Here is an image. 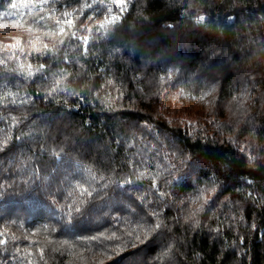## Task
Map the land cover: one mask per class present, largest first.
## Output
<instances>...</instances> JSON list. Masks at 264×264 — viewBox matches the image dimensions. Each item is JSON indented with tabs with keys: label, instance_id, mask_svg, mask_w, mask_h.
I'll use <instances>...</instances> for the list:
<instances>
[{
	"label": "trees",
	"instance_id": "obj_1",
	"mask_svg": "<svg viewBox=\"0 0 264 264\" xmlns=\"http://www.w3.org/2000/svg\"><path fill=\"white\" fill-rule=\"evenodd\" d=\"M0 240V264H264V0H0Z\"/></svg>",
	"mask_w": 264,
	"mask_h": 264
},
{
	"label": "snow or ice",
	"instance_id": "obj_2",
	"mask_svg": "<svg viewBox=\"0 0 264 264\" xmlns=\"http://www.w3.org/2000/svg\"><path fill=\"white\" fill-rule=\"evenodd\" d=\"M16 7H17L16 4H12V8H16ZM121 10H123V9L121 8ZM108 11L111 12L112 10L109 9ZM71 15H72V13H69V12H67V11H65V12L63 13V16H64V17H70ZM113 19H114V17H113ZM204 21H205V17L201 16V17H199V19H197V20L195 21V23H196V24H202ZM68 23L71 24V23H72L71 20H69ZM100 27H104V25L101 24ZM60 31L63 32L64 29H60ZM89 31H90V29H89ZM61 43H63V41H61ZM83 43L85 44V46L87 45L88 41H87L86 38L84 39ZM41 67H43V66H41ZM129 182H130V181H129ZM106 186H107V185L105 184L104 187H106ZM88 195L91 196L92 193L89 191V192H88ZM75 211H76V212H79V211H81V209H80L79 207H76V208H75ZM133 223H137V224L140 225V226H145V222H144V221H134ZM147 227H148V230L150 231V230H151V227H153V226H147ZM154 227L159 228L160 225H154ZM129 231L131 232V229H129ZM114 236H115V233H112V234H111L110 236H108V237H105L104 234L101 233V234H100V237L93 236V237H91L90 239H91V240H94V241H98V240H102V239H111V238H113ZM0 243H6V241L0 240Z\"/></svg>",
	"mask_w": 264,
	"mask_h": 264
},
{
	"label": "built area",
	"instance_id": "obj_3",
	"mask_svg": "<svg viewBox=\"0 0 264 264\" xmlns=\"http://www.w3.org/2000/svg\"><path fill=\"white\" fill-rule=\"evenodd\" d=\"M199 17H201V16L196 17L195 20L199 19Z\"/></svg>",
	"mask_w": 264,
	"mask_h": 264
},
{
	"label": "rangeland",
	"instance_id": "obj_4",
	"mask_svg": "<svg viewBox=\"0 0 264 264\" xmlns=\"http://www.w3.org/2000/svg\"><path fill=\"white\" fill-rule=\"evenodd\" d=\"M196 21V20H195Z\"/></svg>",
	"mask_w": 264,
	"mask_h": 264
}]
</instances>
